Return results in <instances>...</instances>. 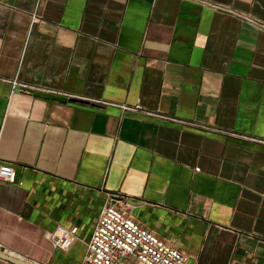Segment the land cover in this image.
<instances>
[{
  "label": "crops",
  "instance_id": "crops-1",
  "mask_svg": "<svg viewBox=\"0 0 264 264\" xmlns=\"http://www.w3.org/2000/svg\"><path fill=\"white\" fill-rule=\"evenodd\" d=\"M0 163L6 255L81 264L121 195L188 264H264V0H0Z\"/></svg>",
  "mask_w": 264,
  "mask_h": 264
},
{
  "label": "built area",
  "instance_id": "built-area-1",
  "mask_svg": "<svg viewBox=\"0 0 264 264\" xmlns=\"http://www.w3.org/2000/svg\"><path fill=\"white\" fill-rule=\"evenodd\" d=\"M13 91L31 93V90L12 82ZM127 110V108H125ZM0 181L19 184L17 172L10 164L0 163ZM124 196L109 195L103 206L92 236L87 243L81 264H127L134 257L142 264H188V256L143 226L120 205ZM78 228L59 225L46 234V239L61 251H68L77 239Z\"/></svg>",
  "mask_w": 264,
  "mask_h": 264
},
{
  "label": "water",
  "instance_id": "water-1",
  "mask_svg": "<svg viewBox=\"0 0 264 264\" xmlns=\"http://www.w3.org/2000/svg\"><path fill=\"white\" fill-rule=\"evenodd\" d=\"M34 95L41 97V98H44V99L56 100V101H60V102L84 103L80 100L72 99V98H69L67 96H61V95L51 94V93H46V92H34ZM0 258L6 260L8 262H12L13 264H31L29 262H25L21 259L6 255V254L1 253V252H0Z\"/></svg>",
  "mask_w": 264,
  "mask_h": 264
}]
</instances>
